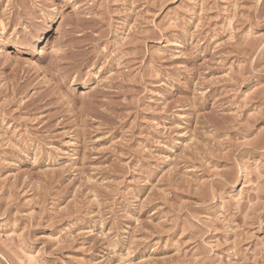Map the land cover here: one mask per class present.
<instances>
[{
    "label": "rangeland",
    "instance_id": "obj_1",
    "mask_svg": "<svg viewBox=\"0 0 264 264\" xmlns=\"http://www.w3.org/2000/svg\"><path fill=\"white\" fill-rule=\"evenodd\" d=\"M0 264H264V0H0Z\"/></svg>",
    "mask_w": 264,
    "mask_h": 264
}]
</instances>
